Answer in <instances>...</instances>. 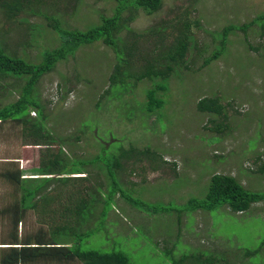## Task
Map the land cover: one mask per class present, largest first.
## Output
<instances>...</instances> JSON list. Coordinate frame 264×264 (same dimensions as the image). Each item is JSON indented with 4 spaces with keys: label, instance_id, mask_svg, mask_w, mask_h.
I'll use <instances>...</instances> for the list:
<instances>
[{
    "label": "rangeland",
    "instance_id": "rangeland-1",
    "mask_svg": "<svg viewBox=\"0 0 264 264\" xmlns=\"http://www.w3.org/2000/svg\"><path fill=\"white\" fill-rule=\"evenodd\" d=\"M48 3L52 2L40 0L41 12L47 11ZM57 4L46 12L50 19L58 21L61 29L82 31L98 24L100 16H110L115 6L113 0ZM183 10L189 11L192 21L198 19L200 27L192 26L196 43L187 52L188 66L173 72L166 89L158 92L161 107L145 109V91L156 86L146 78L126 90L119 88L115 97L105 93L115 55L100 41L81 45L73 55L56 61L35 86L41 125L52 139L60 140L66 156L90 159L101 147L106 152L118 146L147 149L149 153L139 160H124V171L116 179L129 197L167 208L146 212L116 194L99 229L84 237L80 248L119 251L129 264H171L169 259L201 253L225 264H264V246L260 247L264 202L252 204L242 214L224 207L210 212L184 209L187 200L204 196L212 175L232 177L245 190L264 193V176L254 173L252 162L258 155L263 160L264 152V61L261 50L249 48L261 43L258 27H249L245 35L239 31L227 35L224 51L203 66L204 57L219 43L216 33L226 25L240 26L263 16L264 0H160L152 14L138 9L129 25L141 32ZM52 24L42 16L19 13L6 19L0 12V47L10 57L38 64L46 51L60 45ZM139 45L150 49L152 43L141 40ZM25 83L26 79H0V108L15 102ZM214 95L225 107L226 129L219 133L213 126L223 116L196 109L200 98ZM29 111V117L36 118V111ZM21 129L12 121L0 123V174L20 169L21 177L29 178L37 167L42 147L26 145L31 140ZM57 148L58 143L53 150ZM17 197L0 177V243L11 232L2 210ZM54 214L58 221V207ZM46 221L40 210L26 212L17 233H33Z\"/></svg>",
    "mask_w": 264,
    "mask_h": 264
},
{
    "label": "trees",
    "instance_id": "trees-1",
    "mask_svg": "<svg viewBox=\"0 0 264 264\" xmlns=\"http://www.w3.org/2000/svg\"><path fill=\"white\" fill-rule=\"evenodd\" d=\"M48 1L52 3L47 4V11L60 3V0ZM113 1L115 6L110 16H100L98 24L82 31L61 29L58 21L50 19L52 17L46 14L47 11L43 13L38 8L40 0H0V12L6 19H15L19 13L42 16L53 22L50 27L60 37L59 47L46 51L38 64L10 57L0 47V79H26L18 99L0 108V122L8 120L22 126L21 133L31 140L26 145L42 147L38 150V164L31 177L22 178V172L18 169L3 173V179L12 186L13 193L18 194V197L14 204L2 210L9 217L11 232L6 242L2 243L5 247L0 248V264H129L127 256L119 251L81 250L80 242L99 229L105 211L116 194L131 206L146 212L167 209L129 197L116 179L118 173L124 171L125 161L132 158L139 160L136 158L146 154L147 149L118 146L112 152H106L101 147L100 153L90 159L72 158L64 154L60 140L56 142L52 139L41 125L42 107L35 99V86L41 76L51 71L56 61L73 55L81 45L100 41L113 51L115 64L105 90L111 98L117 96L119 88L126 90L128 86L134 87L138 80L146 78L154 81L156 86L145 91V109L149 112L162 106L163 100L158 92L166 89V83L173 72L178 73L182 65L188 66L187 52L196 43L192 26L200 27L198 19L191 20L189 11L183 10L171 20H162L144 31L136 32L129 25L136 18L135 12L140 9L145 14H152L158 10L160 0ZM124 12L126 16L122 15ZM252 26L258 27L261 43L249 48L255 52L261 50L264 61L263 15L240 26H224L219 34L216 33L219 43L208 57H204L203 66L224 51L227 35L235 31L245 35ZM141 40L151 42L150 49L146 45H139ZM196 109L217 117L223 116L221 123L213 127L216 133L226 129L225 107L219 96L200 98ZM29 110L36 111V118L29 117ZM56 143L59 148L53 150ZM162 162L164 163L163 160ZM252 162L255 166L254 173L264 176V152L263 160L258 155ZM88 166L94 167V171L90 172ZM259 202H264V193L249 192L232 177L212 175L204 196L187 200L184 209L210 212L224 207L230 213L242 214L252 204ZM52 206L54 210L50 209ZM57 207L58 221L53 219ZM37 210L48 220L42 223L43 230L39 227L33 233L18 234L17 226L22 224L26 212L36 214ZM261 246H264V239L260 242ZM251 254L253 252H245L246 256ZM169 260L171 264H225L211 254L202 253Z\"/></svg>",
    "mask_w": 264,
    "mask_h": 264
},
{
    "label": "crops",
    "instance_id": "crops-1",
    "mask_svg": "<svg viewBox=\"0 0 264 264\" xmlns=\"http://www.w3.org/2000/svg\"><path fill=\"white\" fill-rule=\"evenodd\" d=\"M7 121H8V120H7ZM4 122H6V121H4ZM0 123H1V122H0ZM9 171H10V170H9ZM19 171H20V169H19ZM32 171H33V170H31V172H32ZM5 172H6V171H4V172H2V173L0 174V177L2 178V180H4V179H3V173H5ZM4 181H5V180H4ZM5 182H6V181H5ZM6 183H7V182H6ZM9 224H10V220H9ZM8 235H9V233H8ZM20 235H21V234H20ZM7 239H8V238H7ZM7 239H6V240H7ZM6 240H5V241H6ZM5 241H3V242H5ZM3 242H2V243H3ZM2 243H0V248H4V247H5L4 245H2ZM77 264H79V263H77Z\"/></svg>",
    "mask_w": 264,
    "mask_h": 264
}]
</instances>
